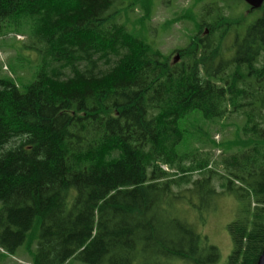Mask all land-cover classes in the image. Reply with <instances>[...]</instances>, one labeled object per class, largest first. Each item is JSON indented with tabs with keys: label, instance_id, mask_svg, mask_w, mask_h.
Instances as JSON below:
<instances>
[{
	"label": "trees",
	"instance_id": "trees-1",
	"mask_svg": "<svg viewBox=\"0 0 264 264\" xmlns=\"http://www.w3.org/2000/svg\"><path fill=\"white\" fill-rule=\"evenodd\" d=\"M230 1L260 16L246 25L224 1L208 4L196 22L208 34L171 62L119 22L123 0H0V34L27 25L21 49L40 58L28 84L0 78L1 249L14 254L27 242L31 264H214L218 249L181 206L202 226L217 197L230 195L239 215L227 226V264H257L264 3ZM193 114L242 118L238 150L225 142L216 161L179 151L180 124Z\"/></svg>",
	"mask_w": 264,
	"mask_h": 264
},
{
	"label": "rangeland",
	"instance_id": "rangeland-1",
	"mask_svg": "<svg viewBox=\"0 0 264 264\" xmlns=\"http://www.w3.org/2000/svg\"><path fill=\"white\" fill-rule=\"evenodd\" d=\"M220 0H123L117 6L119 22L124 24L128 31L141 37L153 48L159 50L164 56L169 57L171 62L181 61L176 54L180 50L187 49L191 41L198 37L199 40L205 34L204 27L200 30L196 27L200 13L208 4H214ZM225 14L234 17L246 16L245 24H251L260 16L259 11L248 13L244 4L233 5L230 0H221ZM231 6L229 9L228 7ZM228 10H232L228 12ZM147 15V20L141 17ZM207 28V27H206ZM243 32L244 27H239ZM27 25L20 31L8 28L6 34H0V78L10 77L21 85L32 81L40 63L39 56L34 52L21 49L26 41ZM197 41V40H196ZM244 120L237 116H229L223 120L214 122L204 121L200 114H193L183 120L180 127L186 132V140L179 151L201 149V152H210L213 160H218L222 155V145L231 142V152L237 151L234 142L240 139L238 128ZM242 138V137H241ZM243 140H241V143ZM221 145V147H219ZM168 171L165 166H162ZM173 172V171H172ZM220 172V169L219 171ZM193 177H196L193 174ZM213 186L217 192H222L219 183L214 181ZM2 205L0 204V209ZM183 215L191 222H195L197 230L205 237L210 245L219 251V260L214 264H227V259L232 251L227 226L235 221L239 215V201L230 195H220L215 200L214 209L206 216L202 226L197 223L195 211L182 205ZM197 221V222H196ZM25 242L14 254H9L0 248V264H31V257L27 253ZM32 248H36L33 245ZM66 264H85L79 260H70ZM185 264V263H183Z\"/></svg>",
	"mask_w": 264,
	"mask_h": 264
},
{
	"label": "water",
	"instance_id": "water-1",
	"mask_svg": "<svg viewBox=\"0 0 264 264\" xmlns=\"http://www.w3.org/2000/svg\"><path fill=\"white\" fill-rule=\"evenodd\" d=\"M247 5H249L252 9L261 8L264 0H243ZM264 13V8H263ZM257 264H264V250L261 252Z\"/></svg>",
	"mask_w": 264,
	"mask_h": 264
},
{
	"label": "flooded vegetation",
	"instance_id": "flooded-vegetation-1",
	"mask_svg": "<svg viewBox=\"0 0 264 264\" xmlns=\"http://www.w3.org/2000/svg\"><path fill=\"white\" fill-rule=\"evenodd\" d=\"M247 5V4H246ZM248 6V5H247ZM249 8H251V7H249ZM262 8V7H261ZM264 8V7H263ZM262 8V9H263ZM252 9V8H251ZM260 9V8H259ZM205 29H204V31H205V33H207L208 32V28H206V27H204ZM176 54H178V56H180L181 57V53L180 52H176ZM231 54H233V51L231 50Z\"/></svg>",
	"mask_w": 264,
	"mask_h": 264
}]
</instances>
